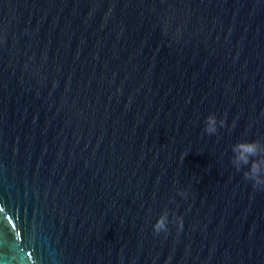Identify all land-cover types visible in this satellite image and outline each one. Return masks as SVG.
I'll return each mask as SVG.
<instances>
[{
	"label": "water",
	"instance_id": "obj_1",
	"mask_svg": "<svg viewBox=\"0 0 264 264\" xmlns=\"http://www.w3.org/2000/svg\"><path fill=\"white\" fill-rule=\"evenodd\" d=\"M253 140L264 0H0V264H264Z\"/></svg>",
	"mask_w": 264,
	"mask_h": 264
},
{
	"label": "clouds",
	"instance_id": "obj_2",
	"mask_svg": "<svg viewBox=\"0 0 264 264\" xmlns=\"http://www.w3.org/2000/svg\"><path fill=\"white\" fill-rule=\"evenodd\" d=\"M220 127H224L225 121L223 119L217 121L215 115H208L205 117L204 121V132L211 135L217 132V124ZM262 142L260 140L253 141H238L231 146V151L233 157L231 159L232 165L237 171L241 169L242 166L247 165L248 168L243 172L245 179L252 182L253 188H258L264 186V153L260 151ZM180 195H184L183 192ZM167 211H164L162 215L153 224L152 228L154 232L167 231ZM180 218L177 217L179 224Z\"/></svg>",
	"mask_w": 264,
	"mask_h": 264
}]
</instances>
